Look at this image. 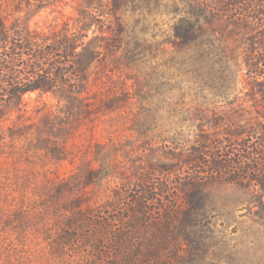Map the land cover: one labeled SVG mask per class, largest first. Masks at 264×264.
<instances>
[{
	"label": "trees",
	"instance_id": "1",
	"mask_svg": "<svg viewBox=\"0 0 264 264\" xmlns=\"http://www.w3.org/2000/svg\"><path fill=\"white\" fill-rule=\"evenodd\" d=\"M73 1L79 7L77 16L59 28L31 24L43 9L66 0H14L19 14L9 23L0 11V157L46 154L66 160V143L75 126L98 108L112 110L123 101L114 95L124 91V82L120 90L116 86L117 92L101 95L91 89V77L96 71L106 77L105 54L126 43L125 10L137 0ZM174 31L179 48L205 41L221 45L224 68L215 84L229 101L231 94L236 98L243 90L247 98L233 99L224 116H197L200 130L222 124L225 137L212 141L201 136L192 152H174V182L162 176V166L153 165L149 157L134 162L125 191L121 186L127 176H116L104 161L96 167L86 160L54 183V195L65 191L75 195L65 202L73 214L58 236L48 239L52 256L63 258L71 252L76 264H174L182 259L190 239L186 224L191 219L185 209L194 208L209 181L205 178L245 184L264 193V0H188V13ZM92 35V42L87 41ZM97 40L101 44L96 46ZM236 49L241 50V62L233 60ZM118 70L123 80L122 69ZM100 80L102 92L109 90V81ZM32 92L51 94L59 109L48 110L43 103L37 109L41 118L34 130L37 137L26 142L31 124L17 121L5 128L3 120L11 112L20 115L23 95ZM25 144L33 152H14ZM104 180L114 187L105 200L109 212L96 213L87 190ZM124 192L130 198L127 203ZM112 210L117 214H110Z\"/></svg>",
	"mask_w": 264,
	"mask_h": 264
},
{
	"label": "rangeland",
	"instance_id": "2",
	"mask_svg": "<svg viewBox=\"0 0 264 264\" xmlns=\"http://www.w3.org/2000/svg\"><path fill=\"white\" fill-rule=\"evenodd\" d=\"M56 4L43 9L32 27L59 28L64 20L77 16V2ZM16 8L14 0H0V11L8 23L19 14ZM187 13L188 0L130 3L123 18L126 43L113 54H105L106 77L101 72L97 76V71L91 77V89L101 95L117 92L116 86L120 90L124 82V91L114 95L123 101L112 110L98 108L75 126L66 143V160L46 154L0 157V264L77 263L69 257L71 252L63 258L52 256L48 239L58 236L73 214L65 202L74 191L54 195V183L75 172L82 162L91 160L96 167L105 163L121 179L127 176L126 185L121 186L125 191L136 160L150 157L153 165L162 166V176L174 182V152H192L201 136L212 141L225 137L222 124L200 130L197 116H224L230 102L247 98L246 92L236 98L231 94L229 101L217 88L214 80L224 68L221 45L205 41L179 48L174 43L175 26ZM92 39L93 35L87 41ZM233 60L242 61L240 49ZM100 78L109 81V90L102 92ZM23 99L24 111L20 115L11 112L3 123L5 128L17 121L31 124L27 142L37 137L34 130L41 119L37 109L46 104V109L57 111L59 104L51 94L38 92L26 93ZM14 152L33 151L25 144ZM205 179L209 181L197 195L194 208L185 209L192 220L186 224L190 239L182 259L174 264H264V193L241 183ZM99 184L87 190L95 203L93 210L109 212L105 200L114 187L108 180ZM124 198L126 203L130 199L125 192ZM110 214L117 213L112 210Z\"/></svg>",
	"mask_w": 264,
	"mask_h": 264
}]
</instances>
